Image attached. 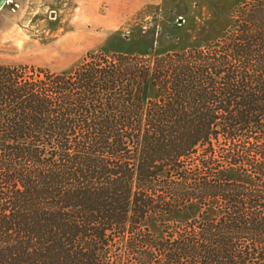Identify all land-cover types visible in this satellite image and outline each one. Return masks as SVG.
Returning <instances> with one entry per match:
<instances>
[{
	"label": "trees",
	"instance_id": "16d2710c",
	"mask_svg": "<svg viewBox=\"0 0 264 264\" xmlns=\"http://www.w3.org/2000/svg\"><path fill=\"white\" fill-rule=\"evenodd\" d=\"M238 7L200 45L0 64V264H264V0Z\"/></svg>",
	"mask_w": 264,
	"mask_h": 264
},
{
	"label": "rangeland",
	"instance_id": "374dc122",
	"mask_svg": "<svg viewBox=\"0 0 264 264\" xmlns=\"http://www.w3.org/2000/svg\"><path fill=\"white\" fill-rule=\"evenodd\" d=\"M249 1L0 0V64L66 72L92 52L200 45L229 27Z\"/></svg>",
	"mask_w": 264,
	"mask_h": 264
}]
</instances>
